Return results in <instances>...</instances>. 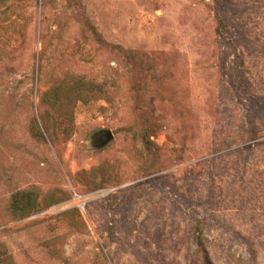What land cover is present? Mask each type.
Returning a JSON list of instances; mask_svg holds the SVG:
<instances>
[{"label":"rangeland","instance_id":"374dc122","mask_svg":"<svg viewBox=\"0 0 264 264\" xmlns=\"http://www.w3.org/2000/svg\"><path fill=\"white\" fill-rule=\"evenodd\" d=\"M75 80L104 93L73 106ZM0 244L14 264H264V0L0 4Z\"/></svg>","mask_w":264,"mask_h":264},{"label":"trees","instance_id":"16d2710c","mask_svg":"<svg viewBox=\"0 0 264 264\" xmlns=\"http://www.w3.org/2000/svg\"><path fill=\"white\" fill-rule=\"evenodd\" d=\"M7 0H0V4L4 3ZM240 81L242 82L243 88H247V81H243V79L240 77ZM60 84H56L53 89H51L49 92L45 93L41 99V105H45L51 110H53V113H59V108L62 103L60 101ZM70 91L72 92V96L70 98L71 103L73 106L77 102H81L85 105L89 104V102L92 99H95L96 97L100 96L104 93V89L100 85H94L91 83H85L83 81L75 80L72 87L70 88ZM66 120L72 121V113L71 110L68 111V113H65ZM42 120V128L44 133L47 135V137L50 136V129H51V123L47 120L46 116L41 115ZM32 135L35 138H41L42 134L39 130V128L34 124L32 126ZM144 144L145 149L147 151H151L153 148H156L155 145L147 138L144 137ZM37 193L35 189H29L24 191L16 192L10 201V212L12 216L15 219L24 218L26 216H29L31 213L34 212L35 208H37ZM0 264H14L11 255L7 251L6 247L3 244H0Z\"/></svg>","mask_w":264,"mask_h":264},{"label":"water","instance_id":"95a60500","mask_svg":"<svg viewBox=\"0 0 264 264\" xmlns=\"http://www.w3.org/2000/svg\"><path fill=\"white\" fill-rule=\"evenodd\" d=\"M105 134H99L100 136L98 137V143L97 146L98 148H103L105 147L112 139V134L109 130L104 132Z\"/></svg>","mask_w":264,"mask_h":264},{"label":"flooded vegetation","instance_id":"af4514ba","mask_svg":"<svg viewBox=\"0 0 264 264\" xmlns=\"http://www.w3.org/2000/svg\"><path fill=\"white\" fill-rule=\"evenodd\" d=\"M98 135H99V134H97V137H99ZM95 136H96V135H95Z\"/></svg>","mask_w":264,"mask_h":264}]
</instances>
